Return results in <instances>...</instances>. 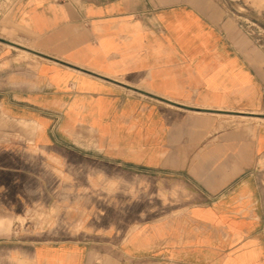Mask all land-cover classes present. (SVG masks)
Wrapping results in <instances>:
<instances>
[{"label":"crops","instance_id":"0c3cea01","mask_svg":"<svg viewBox=\"0 0 264 264\" xmlns=\"http://www.w3.org/2000/svg\"><path fill=\"white\" fill-rule=\"evenodd\" d=\"M9 24L0 212H50L10 243L34 264H264V52L214 0H14Z\"/></svg>","mask_w":264,"mask_h":264},{"label":"rangeland","instance_id":"374dc122","mask_svg":"<svg viewBox=\"0 0 264 264\" xmlns=\"http://www.w3.org/2000/svg\"><path fill=\"white\" fill-rule=\"evenodd\" d=\"M185 0H151L152 6L160 7ZM228 15L233 28L245 35L248 47L264 52V0H214ZM14 0H0V35H8L9 11ZM50 222V212H28L22 216L0 212V264H34L32 250L28 244L10 243L14 235L25 237L28 233L43 229ZM16 245L25 248L23 256L14 249ZM89 264H104V261H90ZM158 264V263H157ZM164 264V263H161Z\"/></svg>","mask_w":264,"mask_h":264},{"label":"built area","instance_id":"2783aa9c","mask_svg":"<svg viewBox=\"0 0 264 264\" xmlns=\"http://www.w3.org/2000/svg\"><path fill=\"white\" fill-rule=\"evenodd\" d=\"M56 1H65V0H56Z\"/></svg>","mask_w":264,"mask_h":264}]
</instances>
